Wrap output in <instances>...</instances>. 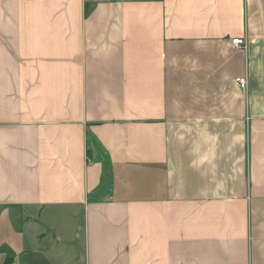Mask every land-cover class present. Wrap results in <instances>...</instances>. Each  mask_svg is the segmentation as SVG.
I'll use <instances>...</instances> for the list:
<instances>
[{"label": "crops", "instance_id": "1", "mask_svg": "<svg viewBox=\"0 0 264 264\" xmlns=\"http://www.w3.org/2000/svg\"><path fill=\"white\" fill-rule=\"evenodd\" d=\"M8 259L264 264V0H0Z\"/></svg>", "mask_w": 264, "mask_h": 264}, {"label": "built area", "instance_id": "2", "mask_svg": "<svg viewBox=\"0 0 264 264\" xmlns=\"http://www.w3.org/2000/svg\"><path fill=\"white\" fill-rule=\"evenodd\" d=\"M232 43L237 49H245L246 48V41L244 39H242V38L234 39L232 41ZM237 84H238L239 88L243 92H247V90H248V80H247V78L238 79ZM12 264H20V263L13 262Z\"/></svg>", "mask_w": 264, "mask_h": 264}, {"label": "rangeland", "instance_id": "3", "mask_svg": "<svg viewBox=\"0 0 264 264\" xmlns=\"http://www.w3.org/2000/svg\"><path fill=\"white\" fill-rule=\"evenodd\" d=\"M54 219H55V221H56L57 218L55 217ZM58 220H59V221H62V222H65L64 219H63V217H61V216L58 217ZM65 220L68 221L67 217H65Z\"/></svg>", "mask_w": 264, "mask_h": 264}, {"label": "trees", "instance_id": "4", "mask_svg": "<svg viewBox=\"0 0 264 264\" xmlns=\"http://www.w3.org/2000/svg\"><path fill=\"white\" fill-rule=\"evenodd\" d=\"M13 263V261L11 260V259H8L6 262H5V264H12Z\"/></svg>", "mask_w": 264, "mask_h": 264}]
</instances>
